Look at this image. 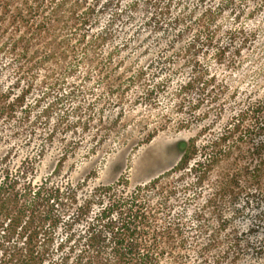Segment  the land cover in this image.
<instances>
[{
	"label": "trees",
	"instance_id": "trees-1",
	"mask_svg": "<svg viewBox=\"0 0 264 264\" xmlns=\"http://www.w3.org/2000/svg\"><path fill=\"white\" fill-rule=\"evenodd\" d=\"M212 21V12L202 14L191 44L212 46ZM118 23L133 27L122 42L117 41ZM144 31L156 40L157 60L167 64L163 63V77L155 81L147 78L146 67H134L124 59L133 53L128 51L129 39L140 43L147 39L146 34L138 37ZM215 51L217 56L223 54L219 47ZM194 61L190 77L179 89L183 95L197 89L209 96V105L214 104L216 94L208 89L213 77L197 66L198 59ZM0 68L7 69L9 80L7 89H0V119L7 120L9 137L37 136L40 152L57 139L61 156L66 157L90 129L94 128L96 144L108 136L111 129L110 123L105 124L104 109L117 106L120 118L130 87L140 86L134 100L140 104L169 94V0H0ZM260 125L264 129V122ZM233 132L226 127L201 144L194 138L181 141L182 153L171 173L168 168L133 186L120 176L80 196L77 184L27 178L28 158L21 162L22 168H3L0 264H189L178 221L169 220V197L175 189L170 179L191 175L194 183L186 189L205 181L239 146L235 139L229 140ZM152 136L153 131L147 132L145 140ZM248 155L253 165L243 180L238 176L248 165L213 181L215 195L235 206L240 195L247 203L253 197L264 201V139L249 147ZM61 164L59 159L56 172ZM259 202L253 212L260 220L264 202ZM58 233L62 236L56 242ZM225 234L221 251L209 254L214 240L196 249L198 262L246 264L247 254L256 259L264 255V233Z\"/></svg>",
	"mask_w": 264,
	"mask_h": 264
},
{
	"label": "rangeland",
	"instance_id": "rangeland-1",
	"mask_svg": "<svg viewBox=\"0 0 264 264\" xmlns=\"http://www.w3.org/2000/svg\"><path fill=\"white\" fill-rule=\"evenodd\" d=\"M208 11L213 13L211 26L215 41L205 49L191 42L198 20ZM135 19L138 23L139 18ZM118 24L117 41L122 42L121 38L128 37L133 27ZM140 33L138 37L146 34L147 39L140 43L129 39L131 50L128 51L133 53L124 56L125 63L146 67L147 78L155 81L163 77L165 62L156 58V40L145 31ZM216 47L223 54L217 56ZM194 59H198L197 66L205 69L207 76L213 77L208 89L216 94L217 100L211 106L209 96L199 90L183 95L179 89L190 77ZM8 83L7 69L0 68V89H7ZM139 87L134 85L126 91L120 118L116 117L117 106L104 109L105 124L110 123L111 129L105 139L96 144L92 136L94 128L90 129L80 138L78 148L66 157L61 156V142L57 139L45 144L40 152L42 144L37 136L29 140L24 134L10 138L7 120L0 119V172L3 168H22L21 162L28 158L31 167L25 170L27 178L33 182L48 178L53 182L77 184L79 196L120 176H125L133 186L168 168L171 173L182 153L181 141L194 138L201 144L229 127L234 131L229 140L235 139L239 146L229 159L219 162L205 181L186 189L185 185L194 183L191 175L177 179L173 175L170 179L175 189L169 197V220L178 221V233L185 238L184 252L188 254L189 264H201L196 249L212 240L209 254L224 249L225 233H264V217L259 220L253 212L259 200L248 198L247 203L246 196L240 195L235 206L215 195L213 182L219 174L248 165L247 170L240 171L243 176H238L243 180L253 165L248 157L249 147L264 139V129L260 128L264 122V0H169V94L163 92L150 104H140L134 102ZM34 96L33 93L28 100ZM202 112L209 116L202 118ZM54 120L53 116L50 125ZM149 131H153V136L145 140ZM71 138L67 133L66 139ZM59 159L62 164L56 172ZM263 202L260 200L259 204ZM61 236L58 233L56 242ZM251 255L243 257L246 264L254 261L264 264V255L261 259Z\"/></svg>",
	"mask_w": 264,
	"mask_h": 264
}]
</instances>
